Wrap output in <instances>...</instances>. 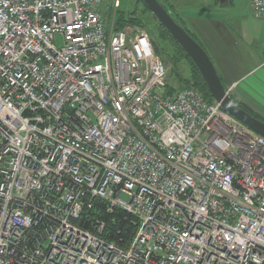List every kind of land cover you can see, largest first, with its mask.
Wrapping results in <instances>:
<instances>
[{"label": "built area", "instance_id": "1", "mask_svg": "<svg viewBox=\"0 0 264 264\" xmlns=\"http://www.w3.org/2000/svg\"><path fill=\"white\" fill-rule=\"evenodd\" d=\"M100 3L0 0V264H264V138Z\"/></svg>", "mask_w": 264, "mask_h": 264}, {"label": "rangeland", "instance_id": "2", "mask_svg": "<svg viewBox=\"0 0 264 264\" xmlns=\"http://www.w3.org/2000/svg\"><path fill=\"white\" fill-rule=\"evenodd\" d=\"M168 1L172 4V0ZM232 1V4H228L225 7L215 5L216 0H208V4L214 13L222 14L221 16L225 19L224 24L226 29L229 28L235 32H231L234 38L237 35L236 32L238 33V43L241 48H243L242 52L244 55V63H241V69L245 71L250 68V60L252 58H255V56L263 58L264 17L255 18L252 15L250 0ZM199 2L200 0H176L174 2L175 6H171V10L174 12V17L182 24L183 27L188 29L190 33H193V31L188 24V17L198 12V8L195 6H198ZM178 4L181 6H178ZM100 10L102 11L103 16L109 19V22L111 21L113 15L115 17L124 11L127 14H131L134 18L139 19L142 26H138L143 28L151 36L153 43L156 48H158L157 52L159 56L165 60L167 66L170 67V71L172 70L169 72V86H171L174 90L180 88V83L183 82V78H187L189 76V64L186 60L178 62L177 59H174V63V61L169 58V56L171 57V51L173 52V50H171V46H169L168 41L162 37L157 20L151 13L144 10L140 2L137 0H101ZM197 40L202 45V41L199 38H197ZM202 46L204 47V45ZM173 64L174 68L177 70H174ZM257 74H259V72H257ZM169 86L164 88L163 93L171 90V87Z\"/></svg>", "mask_w": 264, "mask_h": 264}, {"label": "crops", "instance_id": "3", "mask_svg": "<svg viewBox=\"0 0 264 264\" xmlns=\"http://www.w3.org/2000/svg\"><path fill=\"white\" fill-rule=\"evenodd\" d=\"M165 1L173 6L176 0H172V4ZM208 3V0H200L195 6L198 12L188 17V24L193 31L191 34L202 41L219 77L229 89V95L264 121V55L263 58H252L250 68L243 71L241 63H244V55L238 43V33L234 38L231 33H235L234 30L226 29L222 14L214 13ZM232 3L227 0L218 6L225 7Z\"/></svg>", "mask_w": 264, "mask_h": 264}, {"label": "water", "instance_id": "4", "mask_svg": "<svg viewBox=\"0 0 264 264\" xmlns=\"http://www.w3.org/2000/svg\"><path fill=\"white\" fill-rule=\"evenodd\" d=\"M225 1L216 0V4ZM229 1L232 2V0ZM140 2L187 55L201 77L204 86L220 108L244 124L249 130L264 138V121L259 120L234 103L228 93L229 89L223 84L207 51L177 21L167 3L163 0H140Z\"/></svg>", "mask_w": 264, "mask_h": 264}, {"label": "trees", "instance_id": "5", "mask_svg": "<svg viewBox=\"0 0 264 264\" xmlns=\"http://www.w3.org/2000/svg\"><path fill=\"white\" fill-rule=\"evenodd\" d=\"M137 1L140 2V0H137ZM163 1H165V0H163ZM140 4L142 5V7L144 8L145 11L150 13L149 10L141 2H140ZM167 5L169 6V8H171L170 4L167 3ZM134 10H135V8H134ZM114 25H115V29L116 30L121 29V28H123L126 25H139V26H142V24L139 21V19L134 18L133 16H131V14H127L125 11L121 12L119 15L114 17ZM159 28H160L162 37L165 40L168 41V43H169L168 45L171 46V48H172L171 50H173V52L171 51V57L169 56V58L172 61H174V63H175L174 59H177L178 62H180L181 60H186L187 63L189 64V68H190L189 76L187 78H183V82L180 83V88L179 89L185 88L187 86H193L199 91V93L201 94L202 98L205 101H207L209 103H212L214 100L211 97V95L208 92V90L206 89V87L204 86V84H203V82L201 80V77L199 76L196 68L194 67V65L192 64L190 59L180 49V47L174 42V40L165 31V29H163V27H161L160 24H159ZM189 34H191V33L189 32ZM192 37L195 40H197L193 35H192ZM153 48H154L155 52L158 54L154 43H153ZM173 68H174V66H173ZM174 70H177V69L174 68ZM169 87H171V86H169ZM172 90H174V89L171 87L170 91H172ZM232 99H233L234 103L239 105L242 109H244L245 111L249 112L251 115H253L254 117L258 118L259 120L263 121L262 118H260L257 114H255L252 111H250L240 101H238L234 97H232ZM89 213L90 214L95 213L96 215H98L99 217H101V218H103L105 220L106 228H105L104 233H103L104 237L107 240H109V241L115 242L118 246L123 247V248H126L128 246V244L132 240V238H133V236H134V234H135V232L137 230V227L139 225V222H138V220L135 217L127 214L123 210L116 209L110 214L106 213L103 210V205H102L101 202H97L95 204V207Z\"/></svg>", "mask_w": 264, "mask_h": 264}, {"label": "bare ground", "instance_id": "6", "mask_svg": "<svg viewBox=\"0 0 264 264\" xmlns=\"http://www.w3.org/2000/svg\"><path fill=\"white\" fill-rule=\"evenodd\" d=\"M138 26V25H137ZM156 41V40H155ZM159 45V44H158ZM156 47V46H155ZM160 47V46H159ZM156 49H158V48H156ZM163 51V50H162ZM173 66H174V64H173ZM120 210V209H119Z\"/></svg>", "mask_w": 264, "mask_h": 264}, {"label": "flooded vegetation", "instance_id": "7", "mask_svg": "<svg viewBox=\"0 0 264 264\" xmlns=\"http://www.w3.org/2000/svg\"><path fill=\"white\" fill-rule=\"evenodd\" d=\"M227 1V0H226Z\"/></svg>", "mask_w": 264, "mask_h": 264}]
</instances>
